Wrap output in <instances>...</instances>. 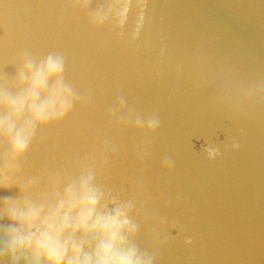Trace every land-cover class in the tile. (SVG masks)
<instances>
[{
    "label": "water",
    "instance_id": "1",
    "mask_svg": "<svg viewBox=\"0 0 264 264\" xmlns=\"http://www.w3.org/2000/svg\"><path fill=\"white\" fill-rule=\"evenodd\" d=\"M129 7L0 0V88L13 60L55 55L75 97L63 119L34 125L22 156L0 135V212L6 198L54 205L91 172L102 207L128 205L131 241L153 264H264V0ZM7 223L0 260L13 264Z\"/></svg>",
    "mask_w": 264,
    "mask_h": 264
},
{
    "label": "clouds",
    "instance_id": "2",
    "mask_svg": "<svg viewBox=\"0 0 264 264\" xmlns=\"http://www.w3.org/2000/svg\"><path fill=\"white\" fill-rule=\"evenodd\" d=\"M127 12L118 14L121 24ZM95 18L102 23L107 14L96 12ZM13 64L14 78L7 89L0 88V135L7 134L12 155L19 157L28 150L34 125L63 119L75 97L63 81L62 58L49 55L37 62L25 55ZM146 123L156 126L153 119ZM206 150L210 157L217 154L215 148ZM10 166L14 165L10 162ZM6 199V214L0 212V219L8 221L3 250L13 264L29 253L33 264H153L131 241L136 225L129 218L128 205L102 207L103 196L91 172L67 184L54 205Z\"/></svg>",
    "mask_w": 264,
    "mask_h": 264
},
{
    "label": "snow or ice",
    "instance_id": "3",
    "mask_svg": "<svg viewBox=\"0 0 264 264\" xmlns=\"http://www.w3.org/2000/svg\"><path fill=\"white\" fill-rule=\"evenodd\" d=\"M133 2H134V0H129V3H130L129 9H132Z\"/></svg>",
    "mask_w": 264,
    "mask_h": 264
}]
</instances>
